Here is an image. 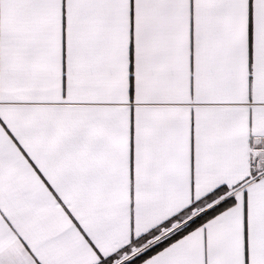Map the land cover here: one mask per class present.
Returning a JSON list of instances; mask_svg holds the SVG:
<instances>
[{
  "label": "snow or ice",
  "instance_id": "obj_1",
  "mask_svg": "<svg viewBox=\"0 0 264 264\" xmlns=\"http://www.w3.org/2000/svg\"><path fill=\"white\" fill-rule=\"evenodd\" d=\"M0 264H264V0H0Z\"/></svg>",
  "mask_w": 264,
  "mask_h": 264
}]
</instances>
